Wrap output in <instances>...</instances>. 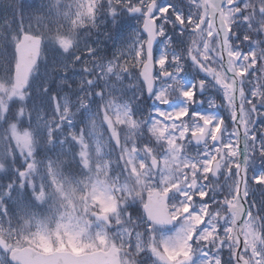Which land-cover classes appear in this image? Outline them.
I'll return each mask as SVG.
<instances>
[{
    "label": "rangeland",
    "instance_id": "rangeland-1",
    "mask_svg": "<svg viewBox=\"0 0 264 264\" xmlns=\"http://www.w3.org/2000/svg\"><path fill=\"white\" fill-rule=\"evenodd\" d=\"M10 1L0 0V160L5 155L14 159L22 173L17 175L22 178L14 189L10 183L0 187V203L9 197L15 198L14 203L26 221L25 231L36 233L35 237L27 235L25 240L42 251L56 248L74 253L106 249L111 244L118 248L121 244H131L134 249H140V255L147 260L175 264L188 255L186 240L192 223L199 222L207 213L206 244L216 245L215 239L219 236L229 241L233 234V218L217 230L220 228L216 223L219 210L213 208L211 213V203H202L199 198L192 200L190 210V203L186 201L193 199L189 194L193 183L196 184V197L204 196L207 188L218 189L221 183L210 182L209 178L212 162L218 159L222 149L225 170L240 163L236 134L229 127L234 113L231 82L215 57L217 47L212 45V56H209L204 43L196 50L191 47L194 37L191 33L182 28L175 30L173 37L185 42L171 57L175 74L170 80L158 83L151 104L143 111L140 108L143 87L137 73L142 63L145 37L140 30L139 17L125 13V29L119 33L112 21L118 12L113 0H100L101 8L88 17L83 16L82 9L77 11L72 4L65 3L67 0H58L60 10L68 17L59 22L40 15L42 7L50 0H22V7L16 13ZM149 1L125 0V6L131 7V3L145 6ZM224 1L223 14L230 27L236 17L230 8V0ZM156 2L159 33L164 34L167 29L158 52L160 67H164L165 57L173 51L168 29L173 28L177 20L179 25L185 23L184 13L193 15L196 20L203 15L201 37L204 40L213 38L215 28L203 13L202 0ZM79 3L84 5V0ZM239 7L243 14L239 24L233 25L237 31L253 30L249 28L254 24L259 26L264 20V5L257 0H241ZM168 14L171 18L166 20ZM192 26L196 29L195 24ZM69 27L73 29L71 35L60 36L56 46L49 42L54 32H65ZM114 29L115 33H112ZM22 30L42 36L45 43L42 62L33 72L27 91L17 94L12 88L15 58L8 41ZM252 43L245 49L239 44H229L228 51L238 73L247 77L244 97L240 86L241 119L245 131V154L242 152L241 159L245 160V169L250 170L251 175L246 192L251 202L259 206L260 201L264 202V144L260 136L264 133V32L259 31ZM181 61L184 62L182 65ZM185 66L187 71L182 69ZM208 66L213 69L210 77L204 76ZM201 87L203 94H200ZM200 99L203 101L201 106L198 105ZM13 101L20 108L11 121L8 111ZM201 119L212 124L213 137L220 126L225 127L221 148H192L189 137L200 129ZM40 137L45 140L51 137V142L47 147L37 149L35 142ZM144 146L160 160L159 171L151 170L153 188L172 192L169 206L176 219L169 229L145 223L136 228L141 220L137 224L129 220L115 226L113 217L119 202L112 195L113 190L103 183V172L106 170L112 176L118 174L123 178L129 172L135 176L141 170L151 169ZM69 161L74 163L69 164ZM28 164L34 167L28 168ZM83 164L90 165L96 176L89 184V190L94 194L79 201L71 199L67 192L61 197L56 191L57 183L61 188L76 187L73 180L79 181ZM7 176L12 177L11 171L0 172V179ZM194 178L198 182H194ZM206 179L208 185H201ZM115 190L119 191L118 188ZM223 190L234 196L236 185L225 184ZM41 193L46 203H41L40 208L34 207L31 201L23 204L22 199L31 195L34 201ZM216 200L214 197L212 205ZM138 208L141 210V206ZM138 208L131 209L133 217L141 216ZM14 228L15 222L0 212V238L8 243V247L9 242L15 245L20 240ZM259 228L251 211L244 229L245 242L251 247V264H264V244L261 243L264 232ZM85 234L93 236L95 242L86 239ZM215 250L195 254L190 264H220V256H225L224 264H233L230 253L223 250L221 255ZM6 253L0 249V262L4 261Z\"/></svg>",
    "mask_w": 264,
    "mask_h": 264
},
{
    "label": "water",
    "instance_id": "water-1",
    "mask_svg": "<svg viewBox=\"0 0 264 264\" xmlns=\"http://www.w3.org/2000/svg\"><path fill=\"white\" fill-rule=\"evenodd\" d=\"M210 11V16L217 28L218 37L220 41L221 49V59L222 64L230 75L233 83V103L236 109L234 125L238 130V136L240 145L243 140V128L240 119V106L238 101V75L235 69L230 65L229 58L227 55V28L224 23L222 14L220 10L216 7V2L218 0H205ZM238 0L233 1L235 4ZM155 10V3L152 2L149 5L148 11L145 14V20L142 25V31L147 35L146 47V61L141 69V79L146 86V96L150 98L153 91L155 81L153 79L154 63L152 49L154 44L157 42L158 37L156 35V25L151 16ZM236 15L241 14V10L235 11ZM41 47V38L33 36L31 34H22L19 41L16 44V65L13 72V86L16 90L21 91L27 87V79L35 64L38 61ZM209 125L205 124L204 129L201 133L193 135V144L196 146L201 145L208 136ZM157 160H152L154 169L157 168L155 162ZM243 179L240 178V191L242 188ZM168 194H159L154 191L153 194L148 196L147 205L144 206V210L147 219L164 225H170L172 219L168 213L166 207V200ZM160 198L161 201L158 203L157 199ZM154 200V201H153ZM244 209L242 210L241 217L238 220V224L243 222ZM237 237L239 242V248L236 253V264H248L247 260L241 257L240 249L242 247V238L239 228H237ZM0 246L6 249L5 242L0 240ZM10 263L12 264H120L118 251L110 247L107 251L97 250L93 252H87L82 254H73L69 251H53L49 253H44L38 251L30 246H24L21 248H13L10 253ZM190 260L184 259L177 264L187 263Z\"/></svg>",
    "mask_w": 264,
    "mask_h": 264
},
{
    "label": "clouds",
    "instance_id": "clouds-1",
    "mask_svg": "<svg viewBox=\"0 0 264 264\" xmlns=\"http://www.w3.org/2000/svg\"><path fill=\"white\" fill-rule=\"evenodd\" d=\"M257 3L264 5V0H257ZM251 6V5H250ZM40 15L45 19H51L54 22H59L61 19H68L67 15H65L59 7L58 0H50L46 7H42V11ZM79 19V17H78ZM260 28L257 29L259 31L264 32V20L260 21ZM78 26V25H77ZM73 29L69 27L65 32H54L49 37V42L54 46L57 45L58 38L62 35H71ZM17 38H12V40L8 41L9 46L13 47V41ZM67 51V50H63ZM7 125V121H6ZM5 131H7V127H5ZM74 136V134H73ZM51 142V137H48L47 140L42 137L39 138L38 142H35V147L40 149L42 146L47 147ZM54 147V143H52ZM31 154V153H30ZM74 163V161H69V164ZM28 168H33V164H28ZM84 171L80 174V179L77 182L73 180V183L76 184L74 188H61L59 184L56 185V191L60 194L61 197L65 196V193H68V196L71 199H75L77 201L85 199V197H91L94 193L89 190V184L96 180V176L93 173V169L88 164L82 165ZM15 168V160L9 159L7 155L0 160V172L7 174L9 171ZM103 183L108 185L110 189H112V195L116 197L119 202V206L117 211L113 217L116 220L117 224H126L130 220L132 224H137V221L141 220L140 216L133 217L131 213L132 208H138L142 205L145 192L155 187L154 183L151 180V169L141 170L139 175H132L130 172L126 174L123 178H119L117 176L110 175L106 170L103 172ZM11 187V186H9ZM119 189L116 191L115 189ZM31 199V198H29ZM71 199H69V203H71ZM15 198L9 197V199L3 203H0V212L4 213V217L9 219L10 221H14L16 224V228L13 231L17 232L20 235V240L16 241V244L13 245L9 242L8 253H6V258L4 261L0 262V264H9L10 259V251L12 247L20 246V244L25 240L27 235L36 236V233H27L25 231V218L18 210L16 204L14 203ZM33 206L36 208L41 207V203H46L43 201V194L36 197V200L31 201ZM40 202V203H38ZM11 235V233L9 234ZM86 239L93 240L95 242V238L89 234H85ZM111 240V237H110ZM264 244V241H261ZM121 249V264H141L140 258V249H134L131 244L120 245Z\"/></svg>",
    "mask_w": 264,
    "mask_h": 264
},
{
    "label": "flooded vegetation",
    "instance_id": "flooded-vegetation-1",
    "mask_svg": "<svg viewBox=\"0 0 264 264\" xmlns=\"http://www.w3.org/2000/svg\"><path fill=\"white\" fill-rule=\"evenodd\" d=\"M118 1V5H119V16L117 17V22H118V24H120V26H121V28L123 27V22H124V19H123V15H124V12H125V5L123 4V5H121L120 4V0H117ZM193 21L191 20L190 21V23H192ZM177 26H178V24H177ZM172 30L173 29H168V31H169V34H168V36H169V40H170V34L172 33ZM188 30H190L193 34H195L196 32H194V31H196V30H198V29H188ZM159 50H160V46H157V48H156V52L158 53L159 52ZM156 53V54H157ZM171 71H173L172 70V67L170 66V65H166V68H160L158 65H157V67H156V77H159L160 78V76L163 74V73H171L172 74V72ZM222 134V133H221ZM222 142V138H219V143H221ZM221 159H222V154H221V157H220ZM221 159H220V161H219V170H218V174H217V178H216V181H220L221 179H223V178H230V177H234V175H235V169H233L232 168V166H230L227 170H225V163L223 162V161H221ZM245 178H246V180H247V183H248V181L250 180L249 179V177H248V173H247V177L245 176ZM245 199H246V201L247 202H249L250 203V208H251V211L252 212H255V208H254V205L251 203V201H250V196L249 195H246V197H245ZM233 210H235L237 207H236V205H233V206H230ZM234 217H236V214H234ZM203 228H199V231L197 232L198 234H199V232H200V230H202ZM198 246H199V244H198ZM219 248H221V246H219Z\"/></svg>",
    "mask_w": 264,
    "mask_h": 264
},
{
    "label": "trees",
    "instance_id": "trees-1",
    "mask_svg": "<svg viewBox=\"0 0 264 264\" xmlns=\"http://www.w3.org/2000/svg\"><path fill=\"white\" fill-rule=\"evenodd\" d=\"M20 6V4L18 5V7ZM18 7L16 8L18 10ZM261 25H257V24H254L253 27L249 28V29H253V30H244V37L242 39V42H245V43H249V46H251L253 43V37L255 35H258L259 31L257 29L260 28ZM245 29V28H243ZM19 108H20V105L18 103H16L15 101H13L10 106H9V111H8V118L9 120H14L17 116V113L19 111ZM17 177H12V181L13 183H15L17 181ZM10 179H8V177H3V179H0V183H9ZM27 242V241H25Z\"/></svg>",
    "mask_w": 264,
    "mask_h": 264
},
{
    "label": "snow or ice",
    "instance_id": "snow-or-ice-1",
    "mask_svg": "<svg viewBox=\"0 0 264 264\" xmlns=\"http://www.w3.org/2000/svg\"><path fill=\"white\" fill-rule=\"evenodd\" d=\"M257 179H259V178H257Z\"/></svg>",
    "mask_w": 264,
    "mask_h": 264
}]
</instances>
